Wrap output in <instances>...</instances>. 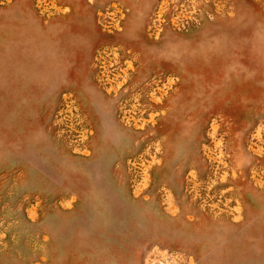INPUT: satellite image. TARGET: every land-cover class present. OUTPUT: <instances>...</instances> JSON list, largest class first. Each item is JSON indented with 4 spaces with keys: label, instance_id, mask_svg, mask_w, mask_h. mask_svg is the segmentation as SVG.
<instances>
[{
    "label": "rangeland",
    "instance_id": "rangeland-1",
    "mask_svg": "<svg viewBox=\"0 0 264 264\" xmlns=\"http://www.w3.org/2000/svg\"><path fill=\"white\" fill-rule=\"evenodd\" d=\"M0 264H264V0H0Z\"/></svg>",
    "mask_w": 264,
    "mask_h": 264
}]
</instances>
